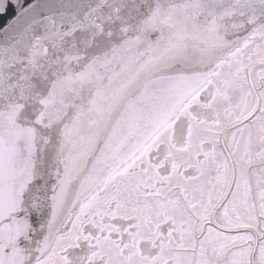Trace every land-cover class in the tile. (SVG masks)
I'll return each instance as SVG.
<instances>
[{"label": "snow or ice", "instance_id": "6c2138e0", "mask_svg": "<svg viewBox=\"0 0 264 264\" xmlns=\"http://www.w3.org/2000/svg\"><path fill=\"white\" fill-rule=\"evenodd\" d=\"M0 264H264V0H0Z\"/></svg>", "mask_w": 264, "mask_h": 264}]
</instances>
